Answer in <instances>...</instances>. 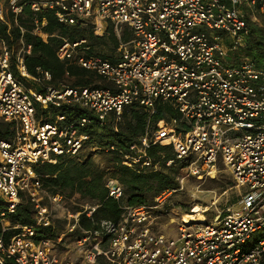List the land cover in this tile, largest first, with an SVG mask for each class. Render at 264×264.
<instances>
[{"label":"built area","instance_id":"1","mask_svg":"<svg viewBox=\"0 0 264 264\" xmlns=\"http://www.w3.org/2000/svg\"><path fill=\"white\" fill-rule=\"evenodd\" d=\"M4 1L15 17L29 5L34 12L54 10L63 24L89 20L97 36L110 23L119 46L118 60L110 62L79 54L84 40H64L59 60H74L108 85L71 88L60 83L37 91L21 77L47 82L51 74L43 71L35 78L27 73L24 55L31 45L22 43L16 54L19 76L12 71L10 50L0 45V119L12 132L9 139L0 138V264L7 258L16 264H264V237L252 240L264 231V126L258 123L264 117V67L245 51L246 11L264 12V0ZM34 23V33L46 40L41 29L46 22ZM124 27L130 32L127 40L121 36ZM158 102H169L180 118L160 121L157 129L148 124L138 143L129 146L123 164L150 167L146 151L156 144L173 150L174 159L166 166L188 159L189 174L197 178L213 177L221 163L240 190L238 208L205 223L182 217L176 223L179 237L173 239L155 226L160 219L156 209L176 191L166 190L154 206L126 207L117 222L102 221L100 230L76 239L78 260L64 259L54 250L62 236L36 240L37 229L52 225L53 216L41 202L35 166L76 157L89 140L84 131L89 125L104 124L110 115L119 119L132 104L154 112ZM63 107L90 116L57 112ZM38 109H47V117H38ZM106 186L110 197H122L117 182L109 180ZM22 192L34 204V225L14 226L8 218ZM49 199L61 198L56 194ZM88 209L91 217L95 207ZM203 212L190 210L192 216ZM79 215L68 214L75 222Z\"/></svg>","mask_w":264,"mask_h":264},{"label":"trees","instance_id":"2","mask_svg":"<svg viewBox=\"0 0 264 264\" xmlns=\"http://www.w3.org/2000/svg\"><path fill=\"white\" fill-rule=\"evenodd\" d=\"M32 0H22V2ZM254 11L259 12L256 8ZM246 11L249 34L247 36L246 55H248L258 67H264V21L261 24L252 22ZM261 12V11H260ZM264 14V12H261ZM35 20L41 26L42 32L47 35L46 40L34 33ZM85 24L69 25L60 23L55 11L49 8L34 12L29 5L24 6L22 13L15 17L7 8H4V18L0 21V44L6 46L11 52V68L15 75L19 76L16 54L22 43L31 45L29 54L24 55V65L27 73L31 77L41 78V72L47 71L51 74V80L47 85L58 87L60 83L71 88H84L94 86H106L105 81L96 73L80 67L74 60L61 61L57 56V50L64 40L71 43L84 40L77 52L86 57H98L115 62L118 60L119 39L108 23L103 35L97 36L91 25L89 38L83 34ZM130 36L128 29L123 32V39ZM100 43V44H98ZM107 48L103 51H96L95 45ZM109 52L110 54L106 53ZM93 78L99 84L93 83ZM26 87L37 91H44L37 82L21 77ZM32 81V82H31ZM57 112L65 113L68 116L89 114L76 110L75 108L63 107ZM47 110L38 109L37 116L44 114L47 117ZM171 118H180L179 112L169 102H158L154 112H149L143 107L132 104L124 108L122 116L117 119L110 115L104 124L93 123L84 131L89 135L86 146L91 145L96 151L108 153L107 170L99 168L91 161V157H84L81 152L76 157L61 156L56 163H42L35 166V172L41 183V190L44 198L42 204L48 205L49 197L59 194L66 198L73 195L84 200L79 206L73 208L71 213H80L78 221L71 219L70 227L74 226V239L82 238L90 232L98 231L102 221L117 222L126 207L154 206L155 198L166 190H177L179 181L177 177L178 169L183 166L178 161H174L171 166H166L168 160L174 159L173 150L168 145H151L147 148V155L152 161L150 167L140 164L132 167L123 164L124 155L130 153L129 146L138 143V138L146 132L148 124L153 129L159 127L160 121L168 122ZM264 126V117L258 121ZM12 135L8 123L0 122V138L9 139ZM114 145L113 150L106 149ZM83 148V149H84ZM83 157V158H82ZM179 164V166H178ZM114 180L122 187V197L115 199L108 195L107 182ZM233 180V178H232ZM234 183V181H233ZM95 207L91 217L87 216L88 208ZM87 208V209H86ZM34 204L26 192L20 194V201L14 213L8 218L12 225L29 226L35 224ZM70 212V210H69ZM62 220L54 219L52 225L37 229L36 240L52 239L56 240L62 236L60 223ZM65 222V221H64ZM15 232L14 230L12 233ZM3 264H16L12 259H5Z\"/></svg>","mask_w":264,"mask_h":264},{"label":"rangeland","instance_id":"3","mask_svg":"<svg viewBox=\"0 0 264 264\" xmlns=\"http://www.w3.org/2000/svg\"><path fill=\"white\" fill-rule=\"evenodd\" d=\"M0 1L3 3L4 8L6 9L7 6L5 1ZM42 1L45 2L47 0ZM248 15L249 19L252 22L261 24L264 21V14H262L260 11H254L252 13L248 12ZM91 25V22L89 20H86L85 26L83 27V34L86 39L89 38ZM125 29L127 28L124 27V30ZM199 29L205 30L206 28L204 26H201ZM124 30L122 32H124ZM121 36H123V33H121ZM101 45L96 44L95 50L104 52L107 48L101 47ZM19 48L20 46H18V49ZM106 53L110 54L109 52ZM92 83V85L99 84V81L93 78ZM37 84L41 88L44 85H47L46 82L42 80L37 82ZM0 122L4 123L2 119H0ZM94 149L95 148L91 147V145L86 146L81 151V155L85 158L87 156L91 157V161L95 163L99 168L107 170L110 167V165L107 164V160L109 158L108 153L96 151ZM180 164H183V166H181V168L178 169L177 172L179 188L175 192L169 193L166 196V199L158 207V209H156L157 215L158 211L160 212V214L158 215L160 219H158L159 221H157V225L155 226L160 230L162 229L166 235L170 236L173 239H177L179 237L176 223L180 221L182 217L191 215L190 210L195 207V205L204 207V212L198 213V215H193V217H198L199 214H201L205 217V220L209 222L213 220V218L217 214H226L231 210L237 209L238 201L240 199V190L234 186L229 170L225 168V166H223L221 163L218 167L217 173L213 177L203 178H197L195 175L189 174L190 161L188 159ZM44 195L45 193L42 194L41 199L44 198ZM77 197L78 196L76 195H73L71 197L66 196V198L60 196V200L56 202H54L53 200H49L48 203V207L52 211L53 218L62 220L59 224L60 230L62 232V240L55 243L56 248L54 250L62 258L68 260H78L80 258L77 248V240L74 239L75 235L73 234V231H69V224L72 218H69L68 216L73 208L79 206L81 203H85L84 200H81ZM194 222L196 221L191 220L190 223ZM260 237H264V231H259L253 234L252 240Z\"/></svg>","mask_w":264,"mask_h":264},{"label":"bare ground","instance_id":"4","mask_svg":"<svg viewBox=\"0 0 264 264\" xmlns=\"http://www.w3.org/2000/svg\"><path fill=\"white\" fill-rule=\"evenodd\" d=\"M203 208L204 207H202V206L195 205V211L196 212H201L203 210ZM183 219H184V222H191V220H195L198 223H205V221H206L205 217L201 214H199V216L195 217V218L193 216H184Z\"/></svg>","mask_w":264,"mask_h":264},{"label":"crops","instance_id":"5","mask_svg":"<svg viewBox=\"0 0 264 264\" xmlns=\"http://www.w3.org/2000/svg\"><path fill=\"white\" fill-rule=\"evenodd\" d=\"M106 83V82H105ZM108 85V83H106V86Z\"/></svg>","mask_w":264,"mask_h":264}]
</instances>
